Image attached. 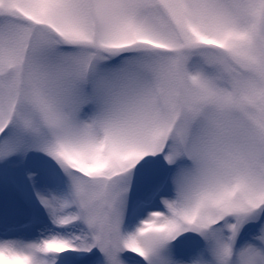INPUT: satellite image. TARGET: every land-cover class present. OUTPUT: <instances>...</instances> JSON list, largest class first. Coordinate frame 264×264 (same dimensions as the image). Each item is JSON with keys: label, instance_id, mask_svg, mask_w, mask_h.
<instances>
[{"label": "snow or ice", "instance_id": "snow-or-ice-1", "mask_svg": "<svg viewBox=\"0 0 264 264\" xmlns=\"http://www.w3.org/2000/svg\"><path fill=\"white\" fill-rule=\"evenodd\" d=\"M0 264H264V0H0Z\"/></svg>", "mask_w": 264, "mask_h": 264}]
</instances>
